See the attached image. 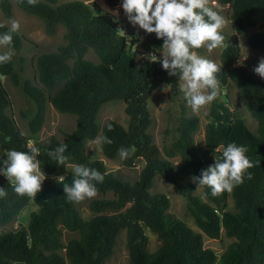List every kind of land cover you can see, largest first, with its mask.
Here are the masks:
<instances>
[{
    "label": "trees",
    "instance_id": "16d2710c",
    "mask_svg": "<svg viewBox=\"0 0 264 264\" xmlns=\"http://www.w3.org/2000/svg\"><path fill=\"white\" fill-rule=\"evenodd\" d=\"M56 1L38 0L29 5L27 0H15L20 10L41 20L46 34L53 35L58 26L64 28V43L55 51L36 57L35 80L22 81L21 68L16 67L13 59L0 64V76L21 87L32 105L25 134L8 113L11 99L0 81V161L6 159L7 150L27 152L28 142L33 141L40 150L37 159L47 176L36 198H29L17 196L8 179L0 175V188L7 193L0 198V225L17 217L30 201L37 206L25 226L0 233V264H104L113 253L121 231L125 232L130 264H264V80L253 78L238 64L239 46L228 42L220 53L218 65L222 68L217 74L220 86L217 98L209 106L202 154L194 141L199 119L187 115L184 106L175 128L176 136L160 149L148 132L151 124L148 100L160 85L174 84L179 81L178 77L169 76L159 63L147 58L137 61L131 53L132 42L117 31L119 23L94 14L84 2L89 0L61 4ZM215 1L226 7L237 36L248 28L264 26V0ZM104 3L115 9L121 0H104ZM0 11L10 18L11 2L0 0ZM9 28L7 25L0 28V34ZM24 41L28 40L22 32L14 33L12 49L19 52ZM162 44L155 34H145L141 46L157 54ZM248 44L252 49L263 51L264 31L252 32ZM89 51L94 53L96 61L86 58ZM232 85L255 120L256 133L231 111L228 96L222 91ZM116 100L124 103L126 125L108 121L100 128L99 109ZM47 104L75 118L74 129L65 133L62 141L54 136L44 142L36 140L44 124ZM101 135L112 140L111 144H100L107 159L115 158L121 147L134 148L122 160L126 167L143 163L133 183L121 181L108 172L101 160L87 156V142ZM231 142L247 147L249 159L260 162L249 169L252 179H245L232 192L219 197H212L209 189L202 188L206 201L192 194L190 184L185 187L187 212L201 232L209 238H218L223 232L232 239L217 256L213 250L203 247L200 233L168 211V197L152 194L150 189L156 175L166 180L182 174L199 176ZM64 143L68 146L65 155L69 159L62 166L47 152ZM176 157L179 162L173 164L171 159ZM71 164L100 171L104 181L96 184L98 192H112L114 196L91 200L88 218L81 217L75 203L67 201L63 186L56 180L64 176L65 183L71 184ZM228 197L234 212L227 210ZM63 230L77 232L78 237L64 243ZM146 230L159 241V246L151 252L147 250Z\"/></svg>",
    "mask_w": 264,
    "mask_h": 264
},
{
    "label": "rangeland",
    "instance_id": "374dc122",
    "mask_svg": "<svg viewBox=\"0 0 264 264\" xmlns=\"http://www.w3.org/2000/svg\"><path fill=\"white\" fill-rule=\"evenodd\" d=\"M9 1L12 4L11 17L6 18L0 11V23H4L10 27L11 21L15 20L19 22V31L22 32L28 41L23 42L22 48L19 52L14 51L15 55L12 59L14 60L16 67L18 69L21 68V80H29L33 82L36 77L34 67L36 57L42 53L53 52L56 50L58 45L64 43V28L62 26H58L53 35H48L45 33L43 23L39 18L20 10L15 4V0ZM68 1L72 0H57L56 4ZM84 2L92 9L94 14L105 16L112 22H114V19L117 20L121 30L124 32H120V34L132 42L131 53L137 61L140 60V58H144V56L149 53L141 46L145 33L138 27H133L129 24L124 16L123 9L120 7L121 3L115 9H111L105 5L104 0H89ZM209 6H213L211 1ZM215 10H217L226 19V25L222 30V34L226 38L225 43H236L240 48L241 56L238 60V64L243 66L253 78H259L256 74H254L253 68L258 64L259 59L264 57V50L260 51L252 49L248 44V36L252 32L264 31V26L248 28L244 34L237 36L231 28L226 7L219 5V8H216ZM114 12L119 13L118 17L113 15ZM222 49L223 47L209 52L205 47L196 51L198 55L213 60L219 64ZM0 51L5 52L7 51V48L0 47ZM159 53L160 52L156 55L159 56ZM86 58L93 61H96L97 59L92 51L87 53ZM0 81L8 91L11 99V108L8 113L15 119L21 131L27 134V117L32 112L31 103L24 96L21 87L12 85L7 77L0 76ZM181 83V81H178L174 84H162L152 92L148 100V110L151 116V124L148 132L151 134L154 142L160 149L169 145L176 136L175 128L180 116L181 106H184L186 108L187 115L196 116L199 119L198 130L194 134V141L197 145L199 154H202L204 150V126L208 121L207 116L210 104L201 108L198 112H193L188 106L183 92L180 89ZM60 85L61 83L58 87ZM223 91L224 94H227L228 96V105L233 114L242 119L251 132L256 133V122L250 116L244 105L240 102L237 95V89L232 85L227 89H223ZM127 120L128 117L124 110V103L120 100L103 104L97 114V122L100 128H102L108 121H115L125 126ZM74 127L75 118L73 115L60 113L50 104H47L44 124L40 132L37 134L36 140L44 142L51 136H54L58 140L62 141L64 134L72 131ZM96 138L87 142L85 148L87 156L90 159L101 160L105 164L108 172L119 178L121 181L133 183L137 179L143 163L137 162L132 167H126L123 165V161L119 154L113 159H107L101 152L100 144L95 143ZM32 143L34 144L33 141ZM171 162L173 164H177L179 159L176 157L171 159ZM187 184L191 185L193 195L198 196L202 201H206L202 188L197 187V184L192 181L189 175L186 174L178 175L172 180H166L163 177L156 175L154 177L150 193H162L166 195L169 199L168 211L176 218L184 221L193 231L201 234L204 248H209L213 250L217 256H220L227 245L232 242V239L226 237L223 232L220 233L218 238H209L195 225L193 219L187 212V193L185 189ZM113 197L112 192H97V195L94 198L85 199L82 202L75 203V206L81 217L88 218L91 216V212L88 207L91 200L111 199ZM227 203V210L234 212L235 208L233 207L231 198L228 197ZM126 207H128V205H126ZM36 210L37 206L30 201L25 208L21 210L17 217L4 225H0V233L16 229L20 226H25L29 219V214ZM121 211H123V209ZM107 213L110 214L112 212ZM146 234L148 236L147 250L151 252L159 246V241L150 231L146 230ZM76 237H78L77 232H67L63 230L62 241L64 243ZM104 264H130L128 251L125 245L124 231L119 233L113 253L107 260L104 261Z\"/></svg>",
    "mask_w": 264,
    "mask_h": 264
},
{
    "label": "clouds",
    "instance_id": "9594fccd",
    "mask_svg": "<svg viewBox=\"0 0 264 264\" xmlns=\"http://www.w3.org/2000/svg\"><path fill=\"white\" fill-rule=\"evenodd\" d=\"M23 2V0H20ZM37 0H27L34 5ZM121 0L120 7L124 16L133 27H138L145 34H155L156 39L162 40L159 56L154 52L146 54L152 63H159L169 76H176L182 83L183 92L188 106L193 112L211 104L218 96L220 82L217 74L221 72V65L213 60L198 55L197 51L207 48L209 52L214 49L226 47L225 36L222 30L226 19L216 8L219 5L212 0ZM118 17L119 13L114 12ZM114 22L117 20L114 19ZM5 25L0 24V28ZM19 22L11 21L7 32L0 34V47L7 51L0 54V64H6L15 55L12 49L13 34L19 32ZM118 32L123 30L118 29ZM124 33V32H123ZM254 74L264 80V57L253 68ZM112 126L109 124L108 129ZM97 144H111L107 136H98ZM67 144H61L47 155L59 165H66L68 156L65 155ZM27 152L7 150L6 159L0 161V175L5 176L15 194L20 197L36 198L42 190L47 178L41 169V162L37 157L40 150L33 143L27 145ZM134 148L118 149L120 158L127 159ZM247 147L228 143L223 147L219 158L206 169L201 170L199 176L191 177L199 188L210 190L212 197H219L225 192H232L234 188L244 183L245 179H252L249 169L256 166L246 155ZM71 184L65 183V177L59 176L57 182L63 186V194L70 203H79L85 199H92L97 195L96 184L103 183L104 175L83 164H71ZM7 193L0 188V198Z\"/></svg>",
    "mask_w": 264,
    "mask_h": 264
},
{
    "label": "built area",
    "instance_id": "2783aa9c",
    "mask_svg": "<svg viewBox=\"0 0 264 264\" xmlns=\"http://www.w3.org/2000/svg\"><path fill=\"white\" fill-rule=\"evenodd\" d=\"M210 1H211V3H212V0H210ZM215 3L217 4L216 1H215ZM118 29H121L120 26H119V24L117 25V30H118ZM119 33H120V32H119ZM144 58H146V56H144ZM222 92H224V91H222ZM29 143H32V142H28V144H29ZM0 167H2V164H0ZM215 211H216V210H215Z\"/></svg>",
    "mask_w": 264,
    "mask_h": 264
}]
</instances>
